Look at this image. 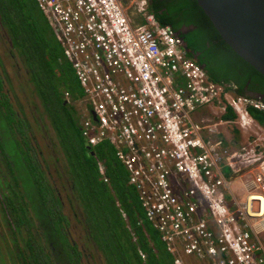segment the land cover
Instances as JSON below:
<instances>
[{"label":"built area","instance_id":"obj_1","mask_svg":"<svg viewBox=\"0 0 264 264\" xmlns=\"http://www.w3.org/2000/svg\"><path fill=\"white\" fill-rule=\"evenodd\" d=\"M35 1L84 89L82 136L114 148L174 264H264V101L212 79L149 0L140 21L125 0Z\"/></svg>","mask_w":264,"mask_h":264},{"label":"trees","instance_id":"obj_2","mask_svg":"<svg viewBox=\"0 0 264 264\" xmlns=\"http://www.w3.org/2000/svg\"><path fill=\"white\" fill-rule=\"evenodd\" d=\"M149 9L160 23L171 25L184 38L190 57L205 64L212 79L227 84L238 94H245L242 88L248 81L264 91V75L227 44L198 0H150ZM0 25L9 36L11 53L26 69L30 94L40 100V109L43 108L41 111L39 107L24 105L20 91L13 88L7 91L4 77L0 75V112L14 131L12 136L19 144L36 188V192L29 195L21 179L14 177L10 157L0 141V157L12 173L8 206L16 214V240L22 238L33 252L34 263L22 259L23 264H174L159 231L145 218L138 192L129 183V172L117 159L114 148L109 143H100L92 147L95 151L92 155L82 132L84 141L76 134L74 101L85 92L37 2L0 0ZM182 27H186L187 32H181ZM234 81L239 89L231 85ZM75 84L82 92L73 89ZM26 108L46 114L56 132L65 160L64 170L58 168L57 176L67 192L70 213L61 209L62 200L54 186L57 183L51 184L48 180L49 160L44 171L41 162L24 148L20 139L19 133H27L24 124L34 131L29 118L32 114L26 113ZM251 112L264 125V113ZM224 117L234 118L235 115L229 111ZM35 129L41 128L35 126ZM29 208L32 212L28 217L25 215ZM73 223L79 226L84 245L92 251L89 262L81 257L75 228L71 229ZM46 242L55 245L58 251L50 250L44 262L36 261L37 247L46 251Z\"/></svg>","mask_w":264,"mask_h":264},{"label":"rangeland","instance_id":"obj_3","mask_svg":"<svg viewBox=\"0 0 264 264\" xmlns=\"http://www.w3.org/2000/svg\"><path fill=\"white\" fill-rule=\"evenodd\" d=\"M11 51H13V50L10 48V40H9V36L7 34V31L5 30V28H3L0 25V58H1L0 75H2L4 77L6 90L8 91V90H11L13 88L15 91H17V89H19V87H20V84H23V86H25L23 88L24 93L20 92L22 94L21 96H22L23 104L25 105L26 104L25 101L28 99V102L26 104L27 106H29L30 108L39 107V109H40V106H41L40 100L37 97H35L33 94H30L31 85L28 84V81L26 79L25 67L19 61L18 58H15V56L13 55V53H11ZM73 89L76 92H82L81 87L79 85L75 84V87ZM84 102H85V95H83L80 99H78V101H74V104H75L74 107L75 108L73 107V109H74L73 115L75 117V124L77 127L76 128L77 129L76 134L78 136H80V138H82L80 127H81V121L83 118V110L84 109H83L82 105H84L83 104ZM39 109H38V111H39ZM40 110L42 111L43 108L41 107ZM40 119L44 120L46 123L47 117L44 113H41V112L38 113V112L33 111V114H32L33 125H32V127H34L33 128L34 131L37 132V136L39 138L38 141L42 140L41 142H44V145H46V150H45L46 152L51 153V150H53L55 152L57 149L60 148V146L58 145L59 141H58L57 137L55 136L56 133H55L53 127L50 125V122H48L46 124V126H48V130L44 131V133L41 134V131H42L41 129L39 131L38 130L36 131L35 126L40 125V123L38 122V121H40ZM36 121L39 124H36ZM40 128H42L41 125H40ZM13 132L14 131H11V128L8 125L5 116L1 115V112H0V141H1V143H3L4 148L6 150V153L10 157V162H11L10 166L14 172V177L21 179V181L23 182V185H24L23 187L28 191L29 195H30V193L34 194L36 192V188L34 187V184H33L32 173L29 171V169H28L29 167H27L26 161L23 160V158H22V155L19 151V148H20L19 144L16 142L15 138L12 136ZM28 134H29V132H28ZM82 140L84 141L83 138H82ZM50 142L53 143V145H51L52 146L51 150L49 149L51 147H49V145H48V144H50ZM54 148H55V150H54ZM41 158H43V157H41ZM47 158L49 159L48 162L51 164L50 167L54 168L55 162H53L54 161L53 158L52 157H47ZM1 170H2V172H1L2 174L4 171V175H6V177L9 176V172L6 169V166L4 167L3 164L1 166ZM227 172H228V170H227ZM48 180L52 184L53 180L50 179L49 177H48ZM58 181H56V183L59 186V191H60L62 197L65 199V203H66L65 207H63V212L70 213V208L68 207V204H67V192L61 187V182L60 181L58 182ZM0 189H2L1 185H0ZM73 225H71V229L75 228L73 230L74 232L79 231V226L78 225L75 226L74 223H73ZM3 230H4V228H3ZM75 236H76V234H75ZM83 239L84 238H82L80 240L81 244H85V242H84L85 239L84 240ZM12 241H15V240H12ZM7 249L9 251V253L10 252L15 253V252H13V250H11V246L9 247L7 245ZM187 260L188 261H194L190 257H187ZM0 264H5L1 252H0ZM17 264H19V263H17Z\"/></svg>","mask_w":264,"mask_h":264},{"label":"flooded vegetation","instance_id":"obj_4","mask_svg":"<svg viewBox=\"0 0 264 264\" xmlns=\"http://www.w3.org/2000/svg\"><path fill=\"white\" fill-rule=\"evenodd\" d=\"M181 32H187V28L182 27ZM0 61H1V58H0ZM202 65L205 66V64H202ZM231 85L233 86L234 89L235 88L239 89V84L236 83V81H234V85L233 84H231ZM24 87L25 86H23V84H20V87H19V89H17V92L20 91V92L24 93V90H23ZM242 90L247 95H251V96L257 97L259 99H264V91H260L259 89H257V87L255 88V84H253L251 81H248L246 83V85L242 88ZM235 92H237V91H235ZM9 93H10V91H9ZM11 97L13 98V96H11ZM25 103L27 104V100L25 101ZM28 112H31V114H33L32 111H30L29 109L26 108V113H28ZM46 117H47L46 123L42 119H40V121H38L42 127L41 128V130H42L41 134L44 133V131L48 130V126H46V124L50 121H49L47 115H46ZM29 118L32 119L31 115L29 116ZM38 122L36 121V124H39ZM40 125H38V126H40ZM24 128H25V132H27V133H25V134L19 133V134H21L20 139L23 140L24 148L27 151H29L33 157H36V159L39 163L41 162L40 164H41V167L44 171L46 170V165H45L46 160H49L47 157H52L54 160L53 162H55V167L51 168L50 167L51 164L49 163V167H48V170L46 173L48 175L47 177L52 179L54 182L58 181L59 179L56 176L57 172H58V168H62V170H64V163H65V160H63V157H62L64 155L62 148L60 147L59 149H57L54 152L53 150H51L52 149L51 145L53 143L50 142V144H48V145H49V147H51V148H49L51 150V153L46 152L45 151L46 145H44V142H41L42 140L38 141L39 138L37 136V132H34L33 130L30 131L28 129V126L25 124H24ZM28 132H29V134H28ZM54 150H55V148H54ZM89 150L91 152L92 148H90ZM41 157H43V158H41ZM4 161L5 160L1 159V157H0V185L2 187V189H0V252L3 256L5 264H17V263L23 264L22 259H24V260L26 259V262H33L34 263L33 252L31 251V249L29 247H27L26 242H24V240L22 238H19L18 241L16 240L17 235H16V230L14 228L15 227L14 222L16 219V214L13 213L12 210L10 209V207L8 206V197L11 194L9 188L12 185V173L10 172V170L7 167H6V169L9 172V176L6 177V175H4V171H3V174L1 173L2 172V170H1L2 164L4 167L6 166ZM33 161L36 162V160H34V159H33ZM33 161H32V163H33ZM54 186L58 190L59 197L62 200V205H63L62 209H63V207H65L66 203H65L64 198L62 197V195L59 191V186L57 184H55ZM31 212H32V208H29V211L25 216L29 217L31 215ZM3 228H4V230H3ZM42 230L43 229H41V231ZM75 234H76L75 239L79 244L78 249L81 251V257L83 258L84 261L89 262V259H90L89 257H90V254L92 253V251L88 250L86 248V245L80 243V240L82 238H81L80 234L78 233V231H76ZM12 240H15V241H12ZM7 245L9 247L11 246V250H13V252H15V253H11V252L9 253V251L7 249ZM37 249H38L37 251H39V253H37L36 261H39V262H42V261L44 262L46 260V258L48 257L49 252L53 251V253H54V252L58 251V249L55 245H53L52 243L49 244L47 242H46V251L43 250V248L37 247ZM56 254L59 256L58 253H56Z\"/></svg>","mask_w":264,"mask_h":264},{"label":"water","instance_id":"obj_5","mask_svg":"<svg viewBox=\"0 0 264 264\" xmlns=\"http://www.w3.org/2000/svg\"><path fill=\"white\" fill-rule=\"evenodd\" d=\"M198 3L227 44L264 75V0H198Z\"/></svg>","mask_w":264,"mask_h":264},{"label":"crops","instance_id":"obj_6","mask_svg":"<svg viewBox=\"0 0 264 264\" xmlns=\"http://www.w3.org/2000/svg\"><path fill=\"white\" fill-rule=\"evenodd\" d=\"M127 1L128 4H126L127 8H128V12L129 14L134 18V20L136 21H140L141 20V14H139L137 8L134 6V4L132 3V0H125V2ZM150 1V0H149ZM211 115V111L208 107H203L201 109H199L195 115L197 120H202L204 117H209ZM231 130V129H230ZM233 131V130H232ZM229 135H231V137L233 136V142H239L241 140H245L246 137H244L239 130L237 131L236 134L233 133H229ZM233 146V145H232Z\"/></svg>","mask_w":264,"mask_h":264},{"label":"clouds","instance_id":"obj_7","mask_svg":"<svg viewBox=\"0 0 264 264\" xmlns=\"http://www.w3.org/2000/svg\"><path fill=\"white\" fill-rule=\"evenodd\" d=\"M184 39V38H183ZM186 44V43H185ZM187 47V46H186ZM188 49V48H187ZM206 69V68H205ZM210 75V74H209ZM264 101V99H262ZM259 122V121H258ZM260 123V122H259ZM263 125V124H262Z\"/></svg>","mask_w":264,"mask_h":264}]
</instances>
